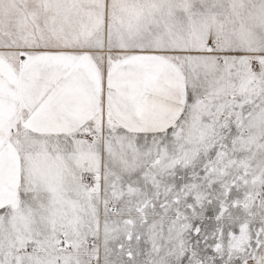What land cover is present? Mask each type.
Instances as JSON below:
<instances>
[{
	"label": "snow or ice",
	"instance_id": "obj_1",
	"mask_svg": "<svg viewBox=\"0 0 264 264\" xmlns=\"http://www.w3.org/2000/svg\"><path fill=\"white\" fill-rule=\"evenodd\" d=\"M0 264H264V0H0Z\"/></svg>",
	"mask_w": 264,
	"mask_h": 264
}]
</instances>
